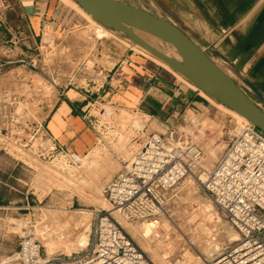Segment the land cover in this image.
Segmentation results:
<instances>
[{
	"label": "rangeland",
	"instance_id": "obj_1",
	"mask_svg": "<svg viewBox=\"0 0 264 264\" xmlns=\"http://www.w3.org/2000/svg\"><path fill=\"white\" fill-rule=\"evenodd\" d=\"M57 2L84 22L80 29L66 37L56 29L48 27L44 30L35 52L40 68L53 77L59 74V79L76 69L83 77L88 74H83L84 71L94 69L97 73L104 62L100 54L90 61L89 51L96 45L92 39L89 43L90 32L97 38V43L107 36H120L86 17L72 1ZM143 10L162 19L169 17L153 6H144ZM84 23L89 26L83 27ZM140 36L158 51L166 50L160 40L143 33ZM121 38L134 50L153 58ZM102 78V75L97 76L99 83L104 81ZM78 82L85 84L83 80ZM207 101L209 106L204 111H182L170 126L187 135L201 149L203 160L195 177L183 178L166 197L163 211L155 220L156 227L148 230L146 239L150 245L138 234L139 224L127 222L117 213L111 214L150 264H202L203 259L215 257L237 239L231 240L235 231L209 200L200 180L223 154L229 138L235 134V126L243 122L228 114L210 97ZM259 107L264 111V105ZM95 109L112 112L110 128L104 142L79 156L80 161L76 164L53 154L41 162H28V167L0 153V256L14 252L20 238L26 234L40 242L47 257H74L90 244L93 211L109 209L102 189L131 161L150 133V121L139 113L124 109L116 112L100 101Z\"/></svg>",
	"mask_w": 264,
	"mask_h": 264
},
{
	"label": "built area",
	"instance_id": "obj_2",
	"mask_svg": "<svg viewBox=\"0 0 264 264\" xmlns=\"http://www.w3.org/2000/svg\"><path fill=\"white\" fill-rule=\"evenodd\" d=\"M2 6L8 7L0 0ZM9 33L10 44L16 46L18 32ZM37 59H7L0 53V78H11V86L0 87V153L21 165L53 154L76 164L78 156L57 145L45 123L65 90L77 84L73 77L62 81L59 74L44 73ZM95 105L79 115L99 145L106 139L112 112ZM234 133L200 185L237 239L202 264H264V134L244 123L237 124ZM202 160L201 149L181 131L149 133L131 161L102 189L109 209L93 211L92 240L79 254L47 257L40 242L26 234L14 252L0 256V264H150L111 214L140 226L155 222L168 194L183 178L195 177Z\"/></svg>",
	"mask_w": 264,
	"mask_h": 264
},
{
	"label": "crops",
	"instance_id": "obj_3",
	"mask_svg": "<svg viewBox=\"0 0 264 264\" xmlns=\"http://www.w3.org/2000/svg\"><path fill=\"white\" fill-rule=\"evenodd\" d=\"M2 1L8 7H0V53L7 59L34 56L48 27L66 37L84 22L57 0ZM117 1L140 9L158 8L169 16L165 20L193 40L254 102L264 105V0ZM88 26L84 23L83 27ZM9 30L19 34L16 46L10 44ZM119 36H107L97 43L90 32L89 43L92 39L96 44L89 51L90 61L100 54L104 64L97 73L94 69L84 71L83 74L88 73L84 77L79 69L61 76L62 81L73 77L78 84L65 90L46 118L45 126L52 140L78 157L96 145L94 134L79 115L94 101L104 102L116 112L131 110L147 117L150 133L161 135L168 133L182 111L198 113L209 106L207 96L195 86L162 62L134 50ZM98 75L104 81L99 83ZM10 79L8 74L1 77L0 87L11 86ZM82 80L84 86L78 82ZM28 162L24 165L28 166Z\"/></svg>",
	"mask_w": 264,
	"mask_h": 264
},
{
	"label": "water",
	"instance_id": "obj_4",
	"mask_svg": "<svg viewBox=\"0 0 264 264\" xmlns=\"http://www.w3.org/2000/svg\"><path fill=\"white\" fill-rule=\"evenodd\" d=\"M102 27L147 52L215 102L233 110L264 134V111L182 30L168 20L117 0H72ZM197 2V0H194ZM142 32L171 44L180 60L170 58L144 40Z\"/></svg>",
	"mask_w": 264,
	"mask_h": 264
},
{
	"label": "bare ground",
	"instance_id": "obj_5",
	"mask_svg": "<svg viewBox=\"0 0 264 264\" xmlns=\"http://www.w3.org/2000/svg\"><path fill=\"white\" fill-rule=\"evenodd\" d=\"M70 1H72V0H70ZM73 2V1H72ZM80 8V7H79ZM81 9V8H80ZM82 10V9H81ZM82 11H84V10H82ZM85 12V11H84ZM86 13V12H85ZM87 14V13H86ZM88 15V14H87ZM90 18H91V16L90 15H88ZM107 30V29H106ZM140 33H142V32H137V35L142 39V40H144V38H142V36H140ZM143 34H145V33H143ZM146 35H148V34H146ZM149 36H151V35H149ZM153 37V36H152ZM154 38H156V37H154ZM156 39H158V38H156ZM158 40H160V39H158ZM146 43H148L146 40H144ZM165 46H166V50L164 51V52H160V53H162V54H164V55H166V56H168V57H170V58H174V59H177V60H180V56L178 55V53H177V51L175 50V48L171 45V44H169V43H167V42H164V41H162V40H160ZM149 44V43H148ZM150 45V44H149ZM150 46H152V45H150ZM137 47V46H136ZM153 47V46H152ZM154 48V47H153ZM154 49H156V48H154ZM157 50V49H156ZM160 50V49H159ZM158 51V50H157ZM153 57V56H152ZM153 58H155V57H153ZM156 59V58H155ZM156 60H158V59H156ZM159 61V60H158ZM164 64V63H163ZM164 65H166V64H164ZM167 66V65H166ZM168 67V66H167ZM169 68V67H168ZM202 92V91H201ZM203 93V92H202ZM204 94V93H203ZM207 96V95H206ZM207 97H209V96H207ZM213 100V99H212ZM250 100L257 106V107H259V104L258 103H256V102H254L251 98H250ZM218 105H220L228 114H230V115H234V116H236L237 118H238V120H239V122L241 121V122H243L244 124H250L245 118H243L242 116H240L239 114H237L236 112H234L233 110H231V109H229V108H227V107H225L224 105H222V104H220V103H218V102H216ZM260 108V107H259ZM142 127H143V125H142ZM141 127V128H142ZM79 158V157H78ZM87 159H89V155L87 156ZM204 174H202L201 175V178L203 179L204 178ZM192 190V189H191ZM156 227V225H155V222H151V223H146V224H142L140 227H139V229L137 230V232H138V234L141 236V238L144 240V242L147 244V245H150L149 244V242H148V240L146 239L147 238V235L149 234V232H148V230H151V229H153V228H155ZM136 232V231H135ZM231 238V237H230ZM235 238H237V235H236V233H234V235H233V237L231 238V240H234ZM212 252V251H211Z\"/></svg>",
	"mask_w": 264,
	"mask_h": 264
}]
</instances>
